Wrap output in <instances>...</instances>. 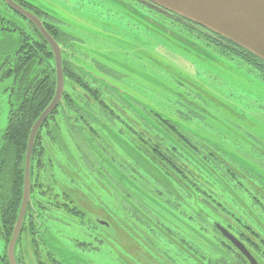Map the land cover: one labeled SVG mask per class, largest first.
Masks as SVG:
<instances>
[{"label":"rangeland","instance_id":"rangeland-1","mask_svg":"<svg viewBox=\"0 0 264 264\" xmlns=\"http://www.w3.org/2000/svg\"><path fill=\"white\" fill-rule=\"evenodd\" d=\"M25 1L48 13L52 17L48 20L64 36L71 37L62 44L71 42L68 49L79 66L104 78L102 71L110 67L112 76L123 77L124 88L157 110L183 120L196 137L262 165L259 170L264 172V80L253 67L206 57L190 46V32L182 23L160 18L156 11L138 0ZM0 12L5 16V20H0L1 146L12 104L9 87L15 81V77L3 76L2 67L7 62L10 66L15 63L17 44L23 39L22 34L12 30L15 28L12 20L23 27L26 23L7 11L1 1ZM163 27L182 36L168 34L163 38L159 34ZM182 96L189 100L184 115L178 104L172 103ZM59 125L62 117L56 115L43 134L38 151L34 192L44 207L38 206L34 211L36 231L29 230L32 220L28 219L25 224L17 248L21 264L199 263L165 241L162 229L152 230L146 222L142 223L143 212L115 198L114 189L99 179L88 160L90 157H85L87 151L75 133L67 135L63 126L64 132L59 131ZM0 148L1 152L3 145ZM18 157L19 154L14 159L17 164ZM2 158L9 159L7 154ZM20 177L17 172L13 174L12 188H6V182L0 186L3 189L0 191V264L6 263L8 243L2 203H6L5 196H13V188L17 191ZM242 195L250 203L248 193L242 192ZM186 196L177 195L173 199L175 207L167 208L171 214L159 208H151L154 216L147 214L174 230H166L168 237L173 234L177 240L184 238L198 255L211 259L213 255L200 246L202 241L194 233L196 228L206 237L210 236L195 221L194 213L201 206ZM96 236L107 237L109 242L100 247ZM83 241L89 242L88 245L80 244ZM164 253L169 259L164 258L167 257Z\"/></svg>","mask_w":264,"mask_h":264},{"label":"trees","instance_id":"trees-1","mask_svg":"<svg viewBox=\"0 0 264 264\" xmlns=\"http://www.w3.org/2000/svg\"><path fill=\"white\" fill-rule=\"evenodd\" d=\"M0 1L5 4L7 11L21 17L30 30L28 32L17 20H12L15 25L12 30L22 34L23 39L20 45L17 44L15 63L10 66L7 62L2 67V70L5 69L3 76L15 77V81L9 87L12 104L8 127L1 143L0 186L6 182V188H12L13 174L17 172L21 175L18 182L15 180L18 183L17 191L13 188V196H5L6 203H2L4 230L9 243L23 199L24 156L30 132L53 100L57 82L55 58L48 41L29 19L4 0ZM16 1L34 10L32 12L39 17L44 15L47 19L52 18L28 1ZM148 8L156 11L160 18L182 23L190 32V46L206 57L228 63H246L264 80V61L249 51L189 21L178 20V17ZM0 20H5L1 12ZM48 26H45L46 29L57 41L69 39L56 26ZM159 34L163 38L168 34L182 36L180 32L174 33L167 27H163ZM68 55L71 57V54ZM68 55L64 54L63 62V99L43 124L35 142L31 170L33 198L28 206L23 231L28 219L32 220L28 225L29 230L34 232L38 229L34 211L36 207L43 208L44 205L36 199L34 192L36 161L43 134L48 131L54 116L60 115L62 125H59V131L64 132L63 126L67 135L72 131L75 133L79 143L86 149L85 157H90L88 160L96 169L99 179H104L114 189V197L137 212H143L142 223L146 222L152 230L162 229L165 241L175 245L180 254L196 258L198 264H251L218 229L217 224H220L246 246L259 264H264V172L259 170L262 165L196 137L185 127L183 120L157 110L148 101L124 88L122 76L109 74L105 75L107 79L100 77L73 62ZM108 78L115 83L108 81ZM172 103L178 104L182 115L185 114L184 108L189 107V100L183 96ZM60 134L66 144L63 133ZM6 154L8 161L2 158ZM17 154L18 164L15 162ZM2 190L0 188L1 193ZM242 192L248 193L250 203H246ZM184 194L187 199H194L201 206L194 213L195 221L210 236L206 237L196 228L194 233L197 232V238L202 241L200 246L207 248L213 255L211 259L198 255L184 238L179 237L177 240L173 234L168 237L166 230H174L164 227L161 221L157 222L152 217L151 208L164 209L171 214L167 208H174L173 199ZM83 224L86 225L85 222ZM95 238L100 247L109 242L107 237ZM86 243L88 245L89 242H80ZM165 254L167 257L164 258L169 259L168 254ZM5 260L3 264H9L7 255ZM53 264L59 263L54 261Z\"/></svg>","mask_w":264,"mask_h":264},{"label":"water","instance_id":"water-1","mask_svg":"<svg viewBox=\"0 0 264 264\" xmlns=\"http://www.w3.org/2000/svg\"><path fill=\"white\" fill-rule=\"evenodd\" d=\"M14 10L29 19L48 41L56 64V92L53 100L34 123L24 156V190L21 208L7 248L9 264H19L16 248L23 231L28 206L32 202V159L35 142L45 121L63 99L65 77L62 46L46 29L42 19L14 0H4ZM170 17L189 21L209 32L219 35L264 61V0H138ZM218 229L251 262L259 264L246 246L226 228ZM44 240V239H43Z\"/></svg>","mask_w":264,"mask_h":264},{"label":"flooded vegetation","instance_id":"flooded-vegetation-1","mask_svg":"<svg viewBox=\"0 0 264 264\" xmlns=\"http://www.w3.org/2000/svg\"><path fill=\"white\" fill-rule=\"evenodd\" d=\"M14 1H16V0H14ZM6 2V1H5ZM7 3V2H6ZM16 3H18L17 1H16ZM25 9H27V10H30V9H28L27 7H24ZM30 11H34V10H30ZM46 16H42V17H40L41 19H42V21L44 22V24H45V26L47 27L48 25L50 26V28L51 27H54V26H56L54 23H51L50 21H48V19L47 18H45ZM48 26V27H49ZM63 34V33H62ZM64 37H68L69 39H71V37L69 36V35H67V36H64ZM63 37V38H64ZM68 39V40H69ZM64 40H67V39H65L64 38ZM64 40L62 41V42H64ZM59 42V41H58ZM62 42L60 41L59 42V44L62 46V54H63V62H64V54H71V56H72V52H70L69 51V49H68V47L71 45V42H69L68 44H62ZM69 56V55H68ZM71 57L69 56V59H70ZM71 60H72V58H71ZM74 62V61H73ZM77 64V63H76ZM102 66H104V65H102ZM109 70V71H108ZM106 76H109V74L111 75V72H113V70L112 69H110V67L109 68H107V67H105V71H102ZM112 76V75H111Z\"/></svg>","mask_w":264,"mask_h":264},{"label":"bare ground","instance_id":"bare-ground-1","mask_svg":"<svg viewBox=\"0 0 264 264\" xmlns=\"http://www.w3.org/2000/svg\"><path fill=\"white\" fill-rule=\"evenodd\" d=\"M96 185V184H95ZM102 193V192H101ZM103 194H104V192H103Z\"/></svg>","mask_w":264,"mask_h":264}]
</instances>
